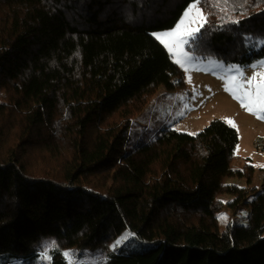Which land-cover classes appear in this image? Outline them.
<instances>
[{
    "label": "trees",
    "instance_id": "obj_1",
    "mask_svg": "<svg viewBox=\"0 0 264 264\" xmlns=\"http://www.w3.org/2000/svg\"><path fill=\"white\" fill-rule=\"evenodd\" d=\"M197 1L189 50L245 66L264 58V0H0V253L67 264V249L131 240L96 264H264V171L253 199L226 185L238 142L211 122L161 130L127 151L131 120L182 72L151 32ZM144 25L125 23V12ZM220 194L244 225L219 229ZM54 242V247L52 246Z\"/></svg>",
    "mask_w": 264,
    "mask_h": 264
},
{
    "label": "rangeland",
    "instance_id": "obj_2",
    "mask_svg": "<svg viewBox=\"0 0 264 264\" xmlns=\"http://www.w3.org/2000/svg\"><path fill=\"white\" fill-rule=\"evenodd\" d=\"M250 1V0H245ZM193 3L197 4L202 16L196 17L194 22L185 21L178 36L166 37L161 34L171 32L177 28L184 17L185 11ZM125 23L129 25H144V18L137 17L132 12H125ZM205 14L197 1L191 2L182 12L173 28L151 32V36L165 49L172 62L182 72L183 88L167 91L160 88L149 103L132 120L126 142V150L145 145L161 130L169 129L178 133L195 136L202 132L211 122L221 121L235 130L238 142L234 157L230 162V177L226 178V185L243 189L246 192L245 201L250 204L252 194L257 192L262 183L264 171V119L248 112L241 104V92L248 88L247 79L264 74V58L251 64L240 66L224 64L214 58L195 56L187 43H180L182 36L202 27ZM159 35V38H157ZM254 40L264 44V35H255ZM181 53H186L182 56ZM180 60L181 63H177ZM256 81H253L255 84ZM234 84L243 85L236 91ZM217 200L222 203V210L217 214L221 231L229 225H244L248 215V207L244 204L236 209L230 205L233 196L220 194ZM264 237V234H263ZM117 241H120L117 244ZM131 240L128 232L118 236L112 245L104 249H67L65 255L67 264H96L108 254L115 252ZM48 245V244H46ZM45 245V246H46ZM116 245L115 247H113ZM50 246L37 255L20 256L11 253H0V264H50ZM46 252L47 259L43 258Z\"/></svg>",
    "mask_w": 264,
    "mask_h": 264
},
{
    "label": "snow or ice",
    "instance_id": "obj_3",
    "mask_svg": "<svg viewBox=\"0 0 264 264\" xmlns=\"http://www.w3.org/2000/svg\"><path fill=\"white\" fill-rule=\"evenodd\" d=\"M202 12L200 11L197 4L193 3L189 6V8L185 11L184 17L180 21V23L177 25V28L171 32L163 33L161 35L166 37H173L178 36L180 34V30L182 26L185 24V21L194 22L196 17L202 16ZM198 32V29L191 31L190 34L186 36H182L179 40L180 43H187L188 41L194 42L196 39V33ZM159 38V35L158 37ZM182 56H186V53H181ZM177 63H181L180 60H177ZM253 81H256L255 84H253ZM248 88L244 89L241 92L240 100L242 106L245 107V109L250 112L253 115H257L259 119H264V74H260V78L257 79L256 76H253L246 81ZM234 87L236 91H240L243 85L234 84ZM120 241H117V244H119ZM54 247V242L52 244ZM114 245L113 247H115ZM46 248L48 245L45 246ZM65 255H70L69 253H65ZM43 258L47 259L46 252L43 254Z\"/></svg>",
    "mask_w": 264,
    "mask_h": 264
}]
</instances>
